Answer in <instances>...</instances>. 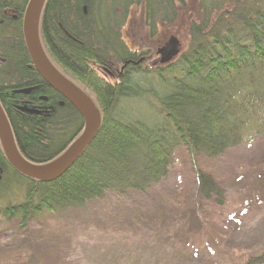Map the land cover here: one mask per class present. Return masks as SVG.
Here are the masks:
<instances>
[{"label": "trees", "instance_id": "16d2710c", "mask_svg": "<svg viewBox=\"0 0 264 264\" xmlns=\"http://www.w3.org/2000/svg\"><path fill=\"white\" fill-rule=\"evenodd\" d=\"M28 1L0 0V106L19 153L43 165L71 144L83 120L32 65L22 33ZM197 5L199 18L189 22L179 55L144 66L122 37L131 9L143 7L154 38L175 23L186 0L45 1L39 35L46 56L91 98L101 124L76 163L51 183L15 171L0 144L3 225L17 220L18 231L27 232L34 221L108 193H145L167 177L179 146L192 162L197 199L225 205L224 188L199 160L219 159L264 135V0ZM118 68L115 82L100 76ZM244 264H264V251Z\"/></svg>", "mask_w": 264, "mask_h": 264}, {"label": "rangeland", "instance_id": "374dc122", "mask_svg": "<svg viewBox=\"0 0 264 264\" xmlns=\"http://www.w3.org/2000/svg\"><path fill=\"white\" fill-rule=\"evenodd\" d=\"M198 16L197 0H186L175 23L152 38L137 6L122 37L144 66L159 64L157 50L175 37L181 52ZM119 73L100 76L112 83ZM199 165L224 188V206L197 199L192 162L179 146L167 177L145 193H108L27 232L17 220L0 222V264H244L264 251V135Z\"/></svg>", "mask_w": 264, "mask_h": 264}, {"label": "water", "instance_id": "95a60500", "mask_svg": "<svg viewBox=\"0 0 264 264\" xmlns=\"http://www.w3.org/2000/svg\"><path fill=\"white\" fill-rule=\"evenodd\" d=\"M46 0H29L22 18V33L37 74L59 93L79 113L83 120L80 134L68 148L51 162L35 165L19 153L8 119L0 106V144L9 165L21 175L42 183H51L65 174L81 157L99 131L100 114L93 101L51 64L42 47L39 35L41 12ZM181 45L171 37L157 50L159 64L166 65L180 53Z\"/></svg>", "mask_w": 264, "mask_h": 264}, {"label": "bare ground", "instance_id": "6f19581e", "mask_svg": "<svg viewBox=\"0 0 264 264\" xmlns=\"http://www.w3.org/2000/svg\"><path fill=\"white\" fill-rule=\"evenodd\" d=\"M82 91H83V90H82ZM84 93H85V92H84ZM85 94H86V93H85ZM86 95H87V94H86ZM87 96H88V95H87ZM88 97H89V96H88ZM89 98H90V97H89ZM90 99H91V98H90ZM93 103H94V102H93ZM79 134H80V133H79ZM68 146H69V145H68ZM67 148H68V147H67ZM67 148H65V150H66ZM65 150H63L61 153H63ZM61 153H60V154H61ZM60 154H59V155H60Z\"/></svg>", "mask_w": 264, "mask_h": 264}]
</instances>
